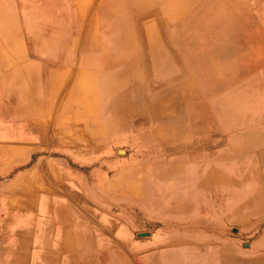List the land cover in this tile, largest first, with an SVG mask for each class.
Listing matches in <instances>:
<instances>
[{"label":"crops","instance_id":"1","mask_svg":"<svg viewBox=\"0 0 264 264\" xmlns=\"http://www.w3.org/2000/svg\"><path fill=\"white\" fill-rule=\"evenodd\" d=\"M133 1L103 0L87 34L84 15L43 18L60 44L0 41V264H264V138L238 141L235 190L212 186V170L171 190L117 168L116 145L148 122L113 104L164 48L174 64L179 33L169 9L151 23ZM94 160L87 171L69 163Z\"/></svg>","mask_w":264,"mask_h":264},{"label":"rangeland","instance_id":"2","mask_svg":"<svg viewBox=\"0 0 264 264\" xmlns=\"http://www.w3.org/2000/svg\"><path fill=\"white\" fill-rule=\"evenodd\" d=\"M161 1H133L132 5L134 10L147 11L151 23L160 19L155 12L170 10L171 24L179 32L174 49L176 60L168 66L171 78L166 82L159 81L163 80L160 66H147L127 83L124 92L128 96L120 95L114 102L116 112L127 113L118 110L120 100H127L132 104L133 122L142 119L137 114L141 111L148 122L135 124L133 134L116 145L117 168L134 184L143 182L152 188L163 184L171 190L175 181L181 188L198 185L196 181L212 170V186L235 190L245 171L238 141L243 137L264 138V0ZM103 3L0 0V41L39 42L48 37L54 45L60 44V31L53 26L49 34L42 31L43 18L62 22L64 12L70 17L84 15L87 34L94 11ZM13 15L20 20L16 19V24ZM222 47L226 52L221 60L209 57L213 49ZM136 82L141 85L140 103L135 102L131 90ZM91 86L92 79L86 78V89ZM158 92L166 95L158 96ZM245 161L251 175V162ZM69 163L87 171L100 162ZM232 194L231 200L236 196Z\"/></svg>","mask_w":264,"mask_h":264},{"label":"bare ground","instance_id":"3","mask_svg":"<svg viewBox=\"0 0 264 264\" xmlns=\"http://www.w3.org/2000/svg\"><path fill=\"white\" fill-rule=\"evenodd\" d=\"M130 1V0H129ZM163 1V0H162ZM161 1V2H162ZM160 2V3H161ZM123 3V2H122ZM131 4H133V2H131ZM127 5V4H126ZM104 8V7H103ZM102 8V9H103ZM111 8V7H110ZM124 9H126V8H124ZM107 10V9H106ZM105 10V11H106ZM146 10V9H145ZM107 12V11H106ZM156 14V13H155ZM123 16V15H122ZM152 16V15H151ZM126 17V16H125ZM144 17V16H143ZM142 17V18H143ZM159 19V18H158ZM219 20V19H218ZM123 21V20H122ZM132 21V20H131ZM152 21V20H151ZM126 22H127V20H126ZM128 23V22H127ZM131 25V24H130ZM133 26V25H132ZM153 26V25H152ZM158 26V25H157ZM160 26V25H159ZM128 27H129V25H128ZM151 27V26H150ZM143 28H144V26H143ZM145 30V29H144ZM155 30V29H154ZM152 31V30H151ZM145 32V31H144ZM200 32V31H199ZM154 34V33H153ZM152 34V35H153ZM156 34H158L157 33V31H156ZM155 36V35H154ZM128 37V36H127ZM136 37V36H135ZM147 39V38H146ZM151 39H152V36H151ZM135 40V39H134ZM94 41V40H93ZM136 41V40H135ZM134 42V41H133ZM129 43V42H128ZM130 43H132V42H130ZM151 44V43H150ZM85 45V44H84ZM123 45H125V44H123ZM148 45V44H147ZM94 46V45H93ZM152 45H150V47H151ZM91 48V47H90ZM152 49V48H151ZM119 50V49H118ZM224 50H226V49H224L223 47L222 48H219V49H213L212 50V52L209 54V57L211 58V57H213V58H215V59H218V60H221V58L225 55V52L226 51H224ZM120 51V50H119ZM161 52V51H160ZM93 53V52H92ZM88 54V53H87ZM90 56V55H89ZM88 57V56H87ZM171 58H172V53L170 52V50H168V48H164L163 49V51L161 52V54H160V56H158L157 57V61H156V63H157V65L158 66H160L159 68H160V71H159V74L161 75V77H163V82H166L169 78H171V74H169V71H168V66L170 65V62L172 61L171 60ZM250 61V60H249ZM252 62V64H253V60L251 61ZM251 64V63H250ZM251 64V65H252ZM250 65V66H251ZM259 65V64H258ZM252 67V66H251ZM163 69V70H162ZM252 74V73H251ZM172 75H173V78L175 77V71H174V69L172 68ZM195 76V75H194ZM187 80V79H186ZM160 81V80H159ZM161 82V81H160ZM189 82V81H188ZM187 82V83H188ZM256 82V81H255ZM257 83V82H256ZM255 83V84H256ZM253 84V83H252ZM258 84V83H257ZM185 85V84H184ZM191 85V84H190ZM186 86V85H185ZM246 86H248V85H246ZM257 86V85H256ZM255 86V87H256ZM198 87V86H197ZM242 87V86H241ZM183 88V87H182ZM184 88H186V87H184ZM202 89V88H201ZM255 90L257 89V87L256 88H254ZM259 90V89H258ZM258 90H257V92H258ZM260 91H262L263 92V90H260ZM199 92V91H198ZM192 96V95H191ZM189 98H190V96H189ZM193 98H195V97H193ZM197 98V97H196ZM190 99H192V98H190ZM209 100V99H208ZM187 101H189V100H187ZM263 101V100H262ZM191 102V101H190ZM256 102V101H255ZM184 103H186V102H184ZM195 103V102H194ZM210 103V102H209ZM263 103V102H262ZM187 104V103H186ZM193 104V103H192ZM198 104V103H197ZM152 105V104H151ZM262 105V104H261ZM130 106H132V104L130 103L129 104V102H127V100H123V99H121L120 100V102H119V106H118V110H129V108H130ZM172 109V108H171ZM128 112V111H127ZM173 112H174V109H173ZM175 113V112H174ZM168 115V114H167ZM170 115V114H169ZM188 127H189V125H188ZM191 127H192V125H191Z\"/></svg>","mask_w":264,"mask_h":264}]
</instances>
